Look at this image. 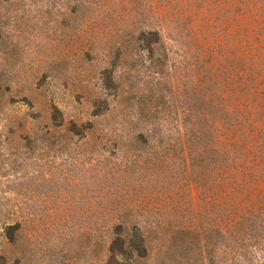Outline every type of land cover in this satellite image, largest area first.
Listing matches in <instances>:
<instances>
[{"label":"rangeland","instance_id":"obj_1","mask_svg":"<svg viewBox=\"0 0 264 264\" xmlns=\"http://www.w3.org/2000/svg\"><path fill=\"white\" fill-rule=\"evenodd\" d=\"M236 1L0 0V264H153L155 256L132 263L118 246L108 253L122 213L131 234L156 223L223 225L219 207L192 202L181 164L161 157L189 105L219 104L232 83ZM243 1L263 20L250 35L264 39V0ZM147 31L161 40L150 60L128 43ZM156 60L164 65L153 68ZM96 98L107 112L93 118ZM68 121L77 127L64 143L59 125ZM88 122L95 144L83 140ZM139 133L149 145L133 149ZM215 176L199 178L211 189L203 198L216 194ZM253 219L255 229H232L230 253L217 264H264V228Z\"/></svg>","mask_w":264,"mask_h":264},{"label":"trees","instance_id":"obj_2","mask_svg":"<svg viewBox=\"0 0 264 264\" xmlns=\"http://www.w3.org/2000/svg\"><path fill=\"white\" fill-rule=\"evenodd\" d=\"M236 3L237 36L233 43L232 83L223 85L219 104L202 99L201 103L189 105L187 115L177 122L175 143H165L168 146L167 151L161 157L163 164L164 161H168L170 166H175L177 161L181 164L179 167L187 173L192 202L201 197L207 204L219 207L223 225L201 231L190 227L167 228L156 223L155 228L151 225L133 226L135 233L131 234V217L122 213L109 229L108 253L112 256L115 254L114 248L118 246L121 256L128 257L132 263L143 262L155 256L153 264H217L220 253H230L232 229H255L257 220L253 218H256L259 219L257 228L263 231L264 203L261 201L264 199V61L261 62L262 67H259L258 62L264 58V39L258 34L250 35V31L263 26V20L256 19L253 11L246 10L243 0H237ZM160 42L156 31L141 32L137 38L128 41L129 45L137 44L143 51L148 52L149 60L159 49ZM127 62L128 55L123 56V63ZM163 65L160 60L151 61L153 68ZM196 85L193 83L191 86L195 94ZM91 104L95 109L91 117L98 118L107 112V104L102 98L91 100ZM215 107L219 113H223L216 119L210 116V108ZM139 110L141 117H152L145 113L144 106ZM76 125L72 121L59 125L64 127V134L61 135L64 143V137H71ZM87 125L86 128L80 126L84 132L83 140L95 144L96 138L90 133L92 124L88 122ZM148 139L144 133H139L130 146L133 149H142L143 145H149ZM105 144L100 139L99 145ZM163 145V141L158 140L157 147L162 149ZM175 147L179 149L177 152H174ZM212 171L216 174L214 183L217 181V184L214 188L217 192L214 195L212 191L211 196L203 198V194L211 189H205L199 178L202 182H207ZM253 197H259V204L262 205L254 207L250 203ZM96 245L99 243L96 242ZM223 246L228 251H223ZM223 259L230 260L225 256Z\"/></svg>","mask_w":264,"mask_h":264}]
</instances>
